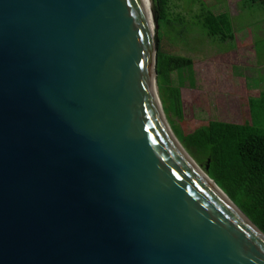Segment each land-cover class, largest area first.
Returning <instances> with one entry per match:
<instances>
[{"label":"water","instance_id":"95a60500","mask_svg":"<svg viewBox=\"0 0 264 264\" xmlns=\"http://www.w3.org/2000/svg\"><path fill=\"white\" fill-rule=\"evenodd\" d=\"M152 40L145 0H0V264H264L171 130Z\"/></svg>","mask_w":264,"mask_h":264},{"label":"rangeland","instance_id":"374dc122","mask_svg":"<svg viewBox=\"0 0 264 264\" xmlns=\"http://www.w3.org/2000/svg\"><path fill=\"white\" fill-rule=\"evenodd\" d=\"M200 3L214 14L229 13L233 40L221 42L208 37L194 23ZM149 5L154 48L158 31L164 53L192 60L193 79L190 81L184 70L179 87L181 117L164 114L167 122L188 133L210 120L238 124L249 119L247 98L264 89V9L256 3L243 4L242 0H167L168 22L160 18L155 27L156 0H149ZM169 86H179L176 72L171 74Z\"/></svg>","mask_w":264,"mask_h":264},{"label":"trees","instance_id":"16d2710c","mask_svg":"<svg viewBox=\"0 0 264 264\" xmlns=\"http://www.w3.org/2000/svg\"><path fill=\"white\" fill-rule=\"evenodd\" d=\"M167 0H156L154 18L168 22ZM264 9V0H242ZM194 23L211 38L233 40L234 27L228 12L214 14L204 3ZM178 23L182 26L181 19ZM159 32L154 36L156 87L165 115L181 117L179 87L184 70L193 79L189 57L164 53L159 46ZM177 73L179 86L170 87L171 74ZM249 119L242 123L210 120L191 132L179 131L169 120L174 135L207 175L264 234V89L247 98Z\"/></svg>","mask_w":264,"mask_h":264},{"label":"bare ground","instance_id":"6f19581e","mask_svg":"<svg viewBox=\"0 0 264 264\" xmlns=\"http://www.w3.org/2000/svg\"><path fill=\"white\" fill-rule=\"evenodd\" d=\"M146 3V8H147V14H148V19H149V37H151V32H152V17L150 13V5H149V0H145Z\"/></svg>","mask_w":264,"mask_h":264}]
</instances>
